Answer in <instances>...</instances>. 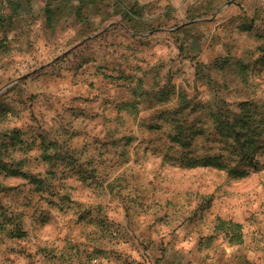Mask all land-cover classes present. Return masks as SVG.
<instances>
[{
    "label": "rangeland",
    "instance_id": "rangeland-1",
    "mask_svg": "<svg viewBox=\"0 0 264 264\" xmlns=\"http://www.w3.org/2000/svg\"><path fill=\"white\" fill-rule=\"evenodd\" d=\"M245 104L264 0H0V264H264Z\"/></svg>",
    "mask_w": 264,
    "mask_h": 264
},
{
    "label": "trees",
    "instance_id": "trees-1",
    "mask_svg": "<svg viewBox=\"0 0 264 264\" xmlns=\"http://www.w3.org/2000/svg\"><path fill=\"white\" fill-rule=\"evenodd\" d=\"M210 116L215 134L223 138L228 147H231L232 153L242 161L255 163L256 150L264 140V111L256 112L254 108L245 104L242 106V111L232 117L224 116L219 111L211 112ZM180 131L178 139L181 137ZM182 143V146L189 144V142ZM236 237V240L241 238L240 235Z\"/></svg>",
    "mask_w": 264,
    "mask_h": 264
},
{
    "label": "crops",
    "instance_id": "crops-1",
    "mask_svg": "<svg viewBox=\"0 0 264 264\" xmlns=\"http://www.w3.org/2000/svg\"><path fill=\"white\" fill-rule=\"evenodd\" d=\"M180 259H174V262H168L167 264H179Z\"/></svg>",
    "mask_w": 264,
    "mask_h": 264
}]
</instances>
